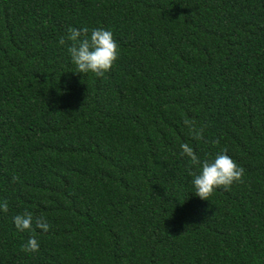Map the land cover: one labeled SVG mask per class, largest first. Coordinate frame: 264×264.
Here are the masks:
<instances>
[{
    "label": "trees",
    "instance_id": "obj_1",
    "mask_svg": "<svg viewBox=\"0 0 264 264\" xmlns=\"http://www.w3.org/2000/svg\"><path fill=\"white\" fill-rule=\"evenodd\" d=\"M70 27L112 31L103 77L74 72ZM182 143L243 183L200 199ZM5 200L0 264H264V0H0Z\"/></svg>",
    "mask_w": 264,
    "mask_h": 264
},
{
    "label": "clouds",
    "instance_id": "obj_2",
    "mask_svg": "<svg viewBox=\"0 0 264 264\" xmlns=\"http://www.w3.org/2000/svg\"><path fill=\"white\" fill-rule=\"evenodd\" d=\"M59 44H68V52L72 63L76 66L75 73H93L97 77H103L104 74L112 68L119 57V45L114 39L113 33L103 27H94L89 30L88 27L77 29L68 28L67 37H61ZM184 125L188 128L189 135L196 141L204 139V126H197L194 118L185 117ZM218 144L219 140L213 141ZM181 156H187L197 171H190L194 193L202 200H209L217 188L230 190L234 183H243L245 169L228 155V149L224 148L217 152L214 157L201 158L194 151L189 143L180 145ZM13 182L19 180V177L13 176ZM0 210L8 211L7 200L0 203ZM13 222L20 231L40 229L47 232L51 225L44 216H34L31 211L25 210L21 214L13 217ZM25 252H35L39 250V241L35 236L30 237L22 248Z\"/></svg>",
    "mask_w": 264,
    "mask_h": 264
}]
</instances>
